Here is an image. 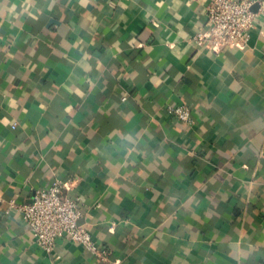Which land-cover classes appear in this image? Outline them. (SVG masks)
Segmentation results:
<instances>
[{
    "label": "crops",
    "instance_id": "0c3cea01",
    "mask_svg": "<svg viewBox=\"0 0 264 264\" xmlns=\"http://www.w3.org/2000/svg\"><path fill=\"white\" fill-rule=\"evenodd\" d=\"M209 3L0 0V264H264V10L216 54ZM55 180L107 261L11 207Z\"/></svg>",
    "mask_w": 264,
    "mask_h": 264
},
{
    "label": "built area",
    "instance_id": "2783aa9c",
    "mask_svg": "<svg viewBox=\"0 0 264 264\" xmlns=\"http://www.w3.org/2000/svg\"><path fill=\"white\" fill-rule=\"evenodd\" d=\"M255 6L263 11L264 0H210L207 21L193 38L194 42L216 54L227 48L246 47L254 27ZM169 111L179 121L191 122L188 107H170ZM66 188L61 180H55L48 189L37 190L30 202L18 206L12 203L11 207L21 212L33 239L46 253L53 252L57 240L67 238L107 261V252L98 250L88 229L80 224L79 198L65 196Z\"/></svg>",
    "mask_w": 264,
    "mask_h": 264
}]
</instances>
